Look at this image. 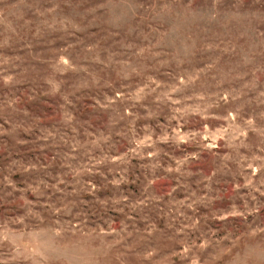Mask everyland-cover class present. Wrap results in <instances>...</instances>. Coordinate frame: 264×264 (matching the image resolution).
Returning a JSON list of instances; mask_svg holds the SVG:
<instances>
[{"label":"rangeland","instance_id":"rangeland-1","mask_svg":"<svg viewBox=\"0 0 264 264\" xmlns=\"http://www.w3.org/2000/svg\"><path fill=\"white\" fill-rule=\"evenodd\" d=\"M0 264H264V0H0Z\"/></svg>","mask_w":264,"mask_h":264}]
</instances>
